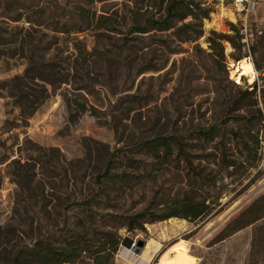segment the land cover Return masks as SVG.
Masks as SVG:
<instances>
[{"label": "rangeland", "instance_id": "obj_1", "mask_svg": "<svg viewBox=\"0 0 264 264\" xmlns=\"http://www.w3.org/2000/svg\"><path fill=\"white\" fill-rule=\"evenodd\" d=\"M17 1L11 5L13 8L27 4L25 0ZM71 1L76 0H55L66 8H70ZM79 1L87 2L96 14L113 10L120 14L127 7H136L145 15L157 14L165 3L164 0ZM4 3L5 0H0V80L23 72L29 51L22 53L21 46L24 49V41L36 34L40 9L45 6L47 14L54 12L49 4L41 3L40 9L33 10L27 5L29 9L19 7L21 18L11 20L17 11L12 7L4 9ZM209 9L208 16L202 19L203 33L195 41L201 50L196 49V43L179 42L176 30L127 33L123 22L114 23L115 27L107 32L109 36L85 31L51 37L49 48L37 50L33 59L54 60L58 63L57 75L66 73L68 81L52 88L35 80L44 84L48 95L25 121L18 118L19 109L13 105V98L6 95L7 90H0V264L8 262L18 248L48 229H52L53 238L61 240L66 228L84 232L106 220L101 214L139 210L152 194L156 193V199L170 198L188 182H197V187L207 188L212 194L221 191L219 204L195 220L171 216L144 223L142 230L119 228L121 240L113 263L149 264L165 248L155 263L165 264L164 252L185 240L187 251L195 257L194 264H248L254 224L228 229L231 223L239 221V212L264 192V139L261 158L251 153L245 159L243 153L219 136L210 142H192L188 136L196 125L220 118L223 101L235 90L225 74L242 86V79L250 82L245 75L239 80L240 72L235 73L239 61L234 66L229 54L235 50L226 40H222L224 69L214 60L218 55L208 47L206 39L213 36L212 30L231 33L230 23L238 27L233 19L236 14L228 7ZM263 24L264 4H260L248 15V45ZM127 34L133 39L128 40L132 44L128 47L130 69L124 72L121 61L126 57L125 51L117 47L120 48L118 44ZM75 43L90 51L85 59L80 58ZM241 49L246 55L240 61L247 59L252 63L255 55L245 44ZM263 57L264 53L256 54L259 62ZM152 66L160 68H149ZM254 70L253 79L258 75ZM80 84H91L93 89H77ZM119 95L123 97L116 103ZM78 103L92 105L101 113L111 110L116 114L121 140L114 137L107 116L91 114L88 109L79 111ZM167 131L186 135L182 143L191 148L194 174H185V163L172 157L167 162L156 160L157 170L150 177L145 170L139 172L121 165L117 170L129 173L131 189L97 191L93 176L100 169L108 147L125 145L138 135ZM38 145L53 148L46 150L52 153V163L46 168L39 162L43 157L36 149ZM223 157L233 158L234 166L224 167ZM242 160L250 164L247 169ZM142 165L139 162L140 168ZM80 190L91 191L95 196L86 207L68 206ZM259 238H264V226L256 230L258 248L262 245ZM137 240H143V244L138 245Z\"/></svg>", "mask_w": 264, "mask_h": 264}, {"label": "trees", "instance_id": "obj_2", "mask_svg": "<svg viewBox=\"0 0 264 264\" xmlns=\"http://www.w3.org/2000/svg\"><path fill=\"white\" fill-rule=\"evenodd\" d=\"M25 1L27 4L20 2L21 6L13 8L11 5H16L18 1L5 0L4 9L12 7L17 11L11 16V20L21 18L22 10H19V7L29 9L27 5L33 10L40 9L41 3L49 4L53 7L54 12L51 11L47 14L45 6L40 9L39 19L41 20L37 22L36 34L24 41L26 42L24 49L21 46L22 53L23 50L29 51V54L26 55L27 60L23 72L0 80V90L6 89V95L13 98V105L19 109L18 118L23 121L48 95V90L44 84L40 83L39 85L35 80L46 82L52 88L58 86L60 82L68 81L66 73L57 75L59 73L57 70L58 63L54 60L35 62L33 59L37 50L49 48L52 41L51 37H57L59 34L67 36L70 33L85 31L97 36H109L107 32L115 27L114 23L123 22L126 24L127 33L171 29V31H177L175 35L179 42H193L194 44L203 33L202 19L206 18L210 11L208 7L201 6L200 0H164L165 3L158 8L157 14L152 12L150 15H145L136 7H127L120 14H117L116 10L108 14H96L87 2L79 0L71 1L70 8L60 7V4L55 0ZM187 17L189 19L184 20ZM178 22H180L179 25H177ZM229 30L231 33L212 30L210 33L213 36L209 35L206 38L208 47L215 51L214 54L218 55V58L214 60L218 61L223 68L225 62L222 40H226L235 50L229 54L233 61L237 60L238 62L242 56L246 55V52L241 49L244 43L241 41L242 33L239 31V27L230 23ZM130 39L132 40L133 36H128V34L123 36L122 41L118 44L120 48L117 47L119 50H124L127 57L122 58L124 60L121 61L124 72H129L130 69L128 57V47L132 46L128 43ZM75 45L80 58L85 59V56L90 54V51L86 50L83 45L77 43ZM195 46L196 49L201 50L197 43ZM248 49L251 54L255 55L252 63L258 72L257 77L242 86L225 74V79L234 86L235 90L231 97L223 101L220 118L214 122L196 125L189 130L188 136L192 142H210L219 136L224 139V143L236 147L240 153H243L245 159L251 153L256 154L259 159L262 155L261 140L264 139V57L262 58L263 62H261L262 60L259 62L256 59V54L263 55L264 53V24L257 29L254 41L249 43ZM149 68L157 70L160 67L152 66ZM84 87H87L88 91L90 88L93 89L91 84H80L76 88L84 89ZM122 97V95L117 96L115 102L117 103ZM77 109L79 111L88 109L91 114L107 116L106 120L114 137L117 141L121 140L120 134H117L116 114L111 110L101 113L94 106L85 103H78ZM185 137L186 135L182 132H156L132 137L124 143L125 145L108 147L100 169L93 176L97 191L107 193L112 190L131 189L128 184L130 181L129 173L125 170H117L121 165L139 172L145 170L150 177L152 171L157 170L155 167L156 160L162 159L167 162L172 157L185 163L187 168L185 174L188 175L190 172L194 174L191 148H186L182 143V139ZM36 149L41 151L43 158H39V162L46 168L52 163V153L46 152V150L53 148H42L38 145ZM122 161L123 164H121ZM242 161L244 162V169H247L250 164L245 160ZM139 162L143 163V169L140 168ZM223 162L224 167H233L235 164L233 158L223 157ZM50 173L51 171L47 175L51 176ZM151 178L154 179L153 176ZM196 185L197 182H188L185 188L182 189L181 187L182 190L179 189L170 198L156 199V193H154L145 206L130 213L106 212L101 214L102 217H107L106 220L84 232L69 231L66 228L61 240L53 238L52 229H48L44 235L36 236L28 244L18 248L11 259L3 264H114L113 254L121 240L118 233L119 228L123 227L127 231L142 230L144 223H151L171 216L195 220L208 214L212 208L219 204L218 198L222 193L221 191L212 194L207 188L201 190V187ZM94 196L95 193L91 191L85 190L83 192L80 190L67 205L86 207ZM237 218L239 221L231 223L228 231L236 230L247 224H254L248 264H264V238H259V242L262 243L259 248L255 243L256 230L264 226V192L252 199L239 212ZM226 227L228 228V225ZM164 249H160L149 264H155Z\"/></svg>", "mask_w": 264, "mask_h": 264}, {"label": "built area", "instance_id": "obj_3", "mask_svg": "<svg viewBox=\"0 0 264 264\" xmlns=\"http://www.w3.org/2000/svg\"><path fill=\"white\" fill-rule=\"evenodd\" d=\"M200 4L205 7H228L232 13L236 14L234 23L238 25L239 31L242 33L241 41L248 49V39L246 36V28L248 25V15L255 10L260 4H264V0H200Z\"/></svg>", "mask_w": 264, "mask_h": 264}, {"label": "bare ground", "instance_id": "obj_4", "mask_svg": "<svg viewBox=\"0 0 264 264\" xmlns=\"http://www.w3.org/2000/svg\"><path fill=\"white\" fill-rule=\"evenodd\" d=\"M239 72L240 74L247 76L250 79V82L253 80L255 70H254L253 64L247 59L239 61L237 66H235V73L238 74ZM236 77L237 76L234 75L235 79ZM164 254L165 255L163 257V261L165 264H194L195 263V257H193L187 251V245H186L185 240H182L181 242L171 245L164 252Z\"/></svg>", "mask_w": 264, "mask_h": 264}, {"label": "water", "instance_id": "obj_5", "mask_svg": "<svg viewBox=\"0 0 264 264\" xmlns=\"http://www.w3.org/2000/svg\"><path fill=\"white\" fill-rule=\"evenodd\" d=\"M236 63H237V60L236 61H234V66L236 65ZM241 75H243V74H240L239 75V80H240V78H241ZM237 82V81H236ZM237 83H239V82H237ZM242 83L245 85V84H247V83H250L249 81H247V80H245V79H242ZM137 244L138 245H142L143 244V240H137Z\"/></svg>", "mask_w": 264, "mask_h": 264}]
</instances>
